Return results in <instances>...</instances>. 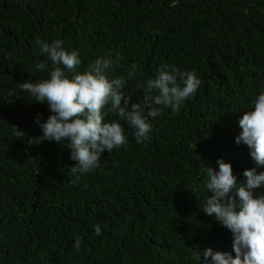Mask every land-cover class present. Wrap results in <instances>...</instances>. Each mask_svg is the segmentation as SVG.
Listing matches in <instances>:
<instances>
[{
  "label": "trees",
  "instance_id": "1",
  "mask_svg": "<svg viewBox=\"0 0 264 264\" xmlns=\"http://www.w3.org/2000/svg\"><path fill=\"white\" fill-rule=\"evenodd\" d=\"M56 39L79 53L78 72L109 54V79L136 64L123 89L132 103L163 64L202 83L178 112L150 121L146 141L122 122L128 143L73 174L67 140L29 143L43 135L36 117L52 113L19 87L50 78V61L35 67L46 60L37 40ZM261 92L264 0H0V264H201L197 252H231L232 232L203 211L213 195L205 167L218 171L222 158L240 181L246 169L264 171L236 143Z\"/></svg>",
  "mask_w": 264,
  "mask_h": 264
},
{
  "label": "clouds",
  "instance_id": "2",
  "mask_svg": "<svg viewBox=\"0 0 264 264\" xmlns=\"http://www.w3.org/2000/svg\"><path fill=\"white\" fill-rule=\"evenodd\" d=\"M37 44L46 60L35 67L48 69L50 61V78L21 82L19 87L37 102H46L52 114L43 123L39 115L36 117L43 135L31 138L29 143H63L67 140L71 159L78 161L76 166H70L73 174L94 171L105 151L110 153L128 143L122 122L134 129L138 144L146 141L152 127L150 121L159 117L163 108L178 112L202 83L194 72H181L175 65L163 64L155 78L146 81L143 103H132V97L126 96L123 89L127 79L137 75L136 64L131 65L127 77L109 79L107 70L114 63L111 54L107 58H97L86 71L78 72L80 55L77 51L66 50L62 40L50 43L37 40ZM65 69L72 73L71 77ZM253 105V109L239 119L242 131L236 137V143L247 145L255 164L264 167V92L255 97ZM108 113L116 114L119 119L106 121ZM13 133L17 138L25 136L18 126L13 128ZM217 163L218 171L205 167L206 187L213 195L208 197L203 211L232 232V251L214 252L209 248L203 258L196 251L197 259L201 264H208L209 257L211 264H264V194L255 195L257 189L264 188V171L246 169L243 172L246 180L240 181L230 162L221 158ZM94 231L100 235L101 226L95 225ZM81 240L76 237V250H79Z\"/></svg>",
  "mask_w": 264,
  "mask_h": 264
}]
</instances>
